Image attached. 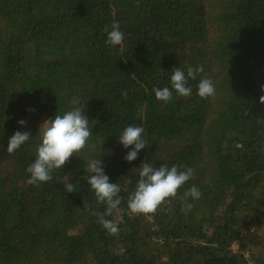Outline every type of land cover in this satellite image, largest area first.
I'll list each match as a JSON object with an SVG mask.
<instances>
[{"label": "trees", "instance_id": "trees-1", "mask_svg": "<svg viewBox=\"0 0 264 264\" xmlns=\"http://www.w3.org/2000/svg\"><path fill=\"white\" fill-rule=\"evenodd\" d=\"M113 21L125 37L116 47L104 31ZM200 65L189 97L155 98L172 69ZM202 76L215 96L196 94ZM261 85L264 0H0V264H264ZM77 106L88 146L51 181L28 185L43 118ZM128 125L149 141L131 162L118 141ZM15 131L32 135L9 154ZM92 159L120 185L125 210L144 163L194 176L154 216L125 211L110 235L93 214L105 205L87 183ZM192 185L201 197L187 211Z\"/></svg>", "mask_w": 264, "mask_h": 264}, {"label": "clouds", "instance_id": "clouds-1", "mask_svg": "<svg viewBox=\"0 0 264 264\" xmlns=\"http://www.w3.org/2000/svg\"><path fill=\"white\" fill-rule=\"evenodd\" d=\"M109 26H105L107 33L106 43L110 47L122 45L124 33L120 30L118 21H113ZM203 66L187 67V71L180 68L172 69L170 77L171 88L153 87L155 98L163 103H168L173 99V90L178 97H189L192 89L188 85L189 79H197V75L203 73ZM261 92H264V85H261ZM201 99L213 97L216 88L213 81L207 76H202L197 84V93ZM123 98H127V93H121ZM259 102L264 104V95L259 97ZM76 104V101H73ZM86 104V103H85ZM19 124L24 125L25 120H19ZM145 129L142 126L128 125L118 137L119 143L124 148L131 150L123 157L126 161L135 160L141 149L149 145V141L144 137ZM40 143L37 145L35 159L26 168L29 173L28 185L39 186L53 179V171L61 169L71 157L80 156V153L88 146L92 136L89 128V120L84 113V108L73 107L63 114H55L53 118L44 120L39 126ZM28 131H15L8 139L7 153L12 154L25 144L31 137ZM87 171L90 173L87 183L94 193L97 204L105 205L104 212L93 213L98 217V223L110 235L119 234V224L123 222V214L127 211L130 218L144 216L150 218L157 210L170 200L177 197L178 191L194 176L191 168L181 170L177 165L169 167L161 164L154 167L144 163L139 167L136 187L128 195L127 209L120 208L122 197L119 195L121 187L118 183L109 182V177L105 174L100 159H92L88 162ZM65 192H76L75 185L66 181L64 183ZM201 197L200 189L192 185L184 193L181 199L185 202V210L190 211L194 204L190 200L196 201ZM116 216V219H105V217Z\"/></svg>", "mask_w": 264, "mask_h": 264}, {"label": "rangeland", "instance_id": "rangeland-1", "mask_svg": "<svg viewBox=\"0 0 264 264\" xmlns=\"http://www.w3.org/2000/svg\"><path fill=\"white\" fill-rule=\"evenodd\" d=\"M46 120L45 117L43 118V121Z\"/></svg>", "mask_w": 264, "mask_h": 264}]
</instances>
